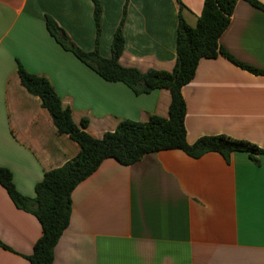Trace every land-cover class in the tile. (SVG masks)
I'll list each match as a JSON object with an SVG mask.
<instances>
[{
    "label": "crops",
    "instance_id": "crops-1",
    "mask_svg": "<svg viewBox=\"0 0 264 264\" xmlns=\"http://www.w3.org/2000/svg\"><path fill=\"white\" fill-rule=\"evenodd\" d=\"M98 51L111 57V42L126 0H98ZM195 27L203 0H178ZM264 5V0H258ZM177 0H127L123 67L171 72L176 60ZM52 18L81 50L94 49L90 0H0V167L24 197L45 172L78 153L59 134L40 100L20 83L17 65L52 84L72 120H88L94 138L122 120L166 118L167 90L135 94L106 82L64 51L49 35ZM220 47L236 61L264 70V12L238 0ZM186 140L225 135L264 150V75L218 56L199 62L182 88ZM41 235L36 218L17 209L0 186V264H29ZM53 264H264V155L236 152L226 161L208 152L181 150L144 155L129 166L113 159L71 194L69 225L54 249Z\"/></svg>",
    "mask_w": 264,
    "mask_h": 264
},
{
    "label": "trees",
    "instance_id": "trees-1",
    "mask_svg": "<svg viewBox=\"0 0 264 264\" xmlns=\"http://www.w3.org/2000/svg\"><path fill=\"white\" fill-rule=\"evenodd\" d=\"M93 5L95 39L93 51L86 52L77 47L65 31L50 17H45L49 35L77 60L94 71L106 82H120L135 94L153 90H167L170 104L167 117L150 116L146 122L120 121L115 130L105 132L101 138H94L85 129L88 120L76 124L71 117V109L62 104L50 81L26 72L17 65V74L28 94L37 97L59 134L67 135L79 148L78 153L62 166L44 173L42 180L34 188V197L22 196L15 189L11 173L0 167V186L5 190L13 205L33 215L41 227V235L33 245L32 253L26 257L29 264H53L54 249L61 235L69 225L71 214V194L76 186L91 176L106 159H113L123 166H129L144 155L165 150H181L192 158L215 152L226 161L236 152H244L255 160L264 155V150L256 145L225 135L202 136L192 144L186 140L184 124L186 104L182 88L195 76L199 62L222 56L235 66L255 75H264L258 70L232 58L219 45V37L230 22L238 0H203V7L195 27H190L181 16L179 4L176 27V60L171 72L123 67L119 58L124 50L123 27L126 18L127 0L117 25L112 42L111 57L103 58L98 46L101 36V5L98 0H90ZM252 7L264 12V5L258 0H245ZM0 246L7 249L1 242Z\"/></svg>",
    "mask_w": 264,
    "mask_h": 264
}]
</instances>
